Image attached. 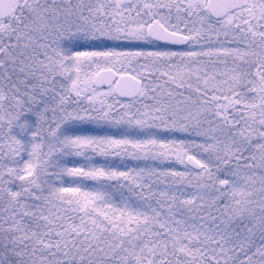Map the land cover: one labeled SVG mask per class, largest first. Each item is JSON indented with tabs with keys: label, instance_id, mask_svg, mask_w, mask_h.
<instances>
[{
	"label": "snow or ice",
	"instance_id": "snow-or-ice-1",
	"mask_svg": "<svg viewBox=\"0 0 264 264\" xmlns=\"http://www.w3.org/2000/svg\"><path fill=\"white\" fill-rule=\"evenodd\" d=\"M0 264H264V0H0Z\"/></svg>",
	"mask_w": 264,
	"mask_h": 264
}]
</instances>
